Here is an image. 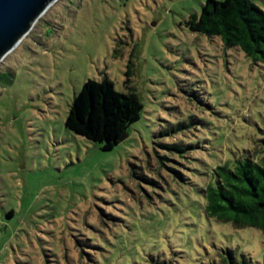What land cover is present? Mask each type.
<instances>
[{"label":"rangeland","instance_id":"374dc122","mask_svg":"<svg viewBox=\"0 0 264 264\" xmlns=\"http://www.w3.org/2000/svg\"><path fill=\"white\" fill-rule=\"evenodd\" d=\"M204 2L57 0L1 60L0 264H261L264 233L208 218L199 191L260 156L264 64L190 30ZM104 77L142 104L107 152L64 127Z\"/></svg>","mask_w":264,"mask_h":264},{"label":"trees","instance_id":"16d2710c","mask_svg":"<svg viewBox=\"0 0 264 264\" xmlns=\"http://www.w3.org/2000/svg\"><path fill=\"white\" fill-rule=\"evenodd\" d=\"M188 24L191 31L217 37L224 47L241 51L254 62L264 64V11L252 0H205L200 13L191 15ZM141 110L135 93L117 91L106 77L99 81L87 79L69 106L64 127L107 152L119 144L120 137L127 135L129 127L139 120ZM259 148L258 157L238 153L235 158L209 168V179L199 191L208 218L264 233V141ZM176 151L185 154L188 150L177 147ZM169 170L182 181L176 171ZM12 213L9 211L7 217ZM92 241L107 248L96 236ZM223 254L217 264H239L232 250L226 249ZM150 259L152 264H171L158 257Z\"/></svg>","mask_w":264,"mask_h":264},{"label":"water","instance_id":"95a60500","mask_svg":"<svg viewBox=\"0 0 264 264\" xmlns=\"http://www.w3.org/2000/svg\"><path fill=\"white\" fill-rule=\"evenodd\" d=\"M57 0H0V62ZM127 135L119 138L123 141Z\"/></svg>","mask_w":264,"mask_h":264}]
</instances>
